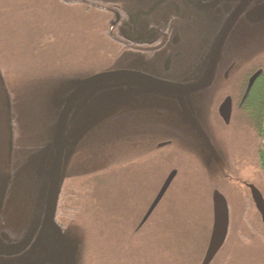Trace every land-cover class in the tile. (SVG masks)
Here are the masks:
<instances>
[{
	"label": "flooded vegetation",
	"instance_id": "1",
	"mask_svg": "<svg viewBox=\"0 0 264 264\" xmlns=\"http://www.w3.org/2000/svg\"><path fill=\"white\" fill-rule=\"evenodd\" d=\"M263 7L264 0H0V26L6 24L9 39L6 45L9 57L4 56V66L0 62L3 69L14 74L15 68L33 67L38 63L39 54L54 52L62 43V52H68L72 59L65 56L59 62L70 69L75 62H82L85 72L82 71L80 80L83 84L105 74L104 69L121 66L126 95L143 96L147 90L146 95L154 96L155 100L154 108L144 105L138 111H132L128 105L119 119L110 121L111 125L121 122L124 144L128 147L147 145L156 166L184 167L185 162L216 165L213 175L202 173L209 182L208 232L200 242L196 240L188 245L187 240L177 243L172 232L173 239L169 236V242H174L171 248L167 245L163 248V254L172 252L175 264H204L213 232L216 192L225 198L229 222L226 238L208 264H264V221L251 189L255 186L264 199V172L260 164V145L256 141L255 111L256 101L264 100V96L256 92L264 75ZM1 35L0 52H3ZM80 45L96 48L101 52L100 58L92 59L94 52L80 57ZM13 52L19 56L12 58ZM97 63H106L99 74L94 69ZM259 70L262 74L249 89L251 78ZM72 73L75 74L76 69H72ZM54 78L59 79L49 75L46 84L38 90L54 84ZM26 92L14 94L19 100L25 96L29 102L38 100L37 91L26 88ZM224 103L231 111L229 122L220 113ZM20 139L16 148L13 141L12 164L17 151L27 154L30 142ZM176 159L179 162L175 163ZM173 170H177V175L170 188L141 225ZM179 173V169H169L162 185L156 193L152 191L149 196L153 198L147 203L143 204L142 195L141 203L125 206L131 209H123V212L133 211L139 215L136 218V213L129 214L120 221L122 237L140 234L153 222L159 208L167 207V197ZM63 189L65 185L60 194ZM82 208L81 205L60 208L58 203L55 223L61 234L67 235L73 228L86 235V231L81 232L73 221ZM72 209L76 210V216L70 215ZM106 213L108 220L98 222L105 238L80 236L78 251L58 252L59 258L54 262L55 251L47 250H53L54 246L64 248V236L56 238L54 245L44 244V264H99L95 245L105 243L107 248L113 244L111 207L106 208ZM31 248V245L26 246L25 257L31 256L28 253ZM121 253L127 261L138 260L139 263L142 260L133 248Z\"/></svg>",
	"mask_w": 264,
	"mask_h": 264
},
{
	"label": "rangeland",
	"instance_id": "2",
	"mask_svg": "<svg viewBox=\"0 0 264 264\" xmlns=\"http://www.w3.org/2000/svg\"><path fill=\"white\" fill-rule=\"evenodd\" d=\"M0 34H2L1 50H3V52H0V62L1 66H4V56L9 57V48L6 46L9 40L6 35V24L0 26ZM65 47H67V43ZM79 47L80 57H86L94 52L92 59L97 57L100 58L101 52L96 50V48L94 50L83 45ZM62 48L63 43L61 47L55 49L54 52L48 51V54H39L36 57L38 58V63H35L33 67L15 68L14 74L10 72L11 70L3 69L0 66V204L2 205L1 213H3L2 215L0 214V227L2 228L1 234L7 240H21L20 238L24 233L22 229H18L21 227L25 228L24 231L28 233L32 232V222L35 211L41 204V200L39 201L38 199L40 194L39 180L37 176L33 175L31 172H40L42 161L34 160L31 162V158H33L31 155L37 153L36 149L42 148L43 145L46 146L47 137L45 135L48 134L49 131L51 134L53 133V127L56 125L55 123L58 122L59 117L62 116L63 106L67 103L71 94L80 86L84 85V82L80 80L82 71L85 72L83 65L81 66L82 62H75L77 66L72 64V69H76V73L73 74L72 69L65 63L59 62V60L61 58L64 59L65 56L72 59L69 54H67L68 52H62ZM5 49L7 51L4 55ZM97 53L98 56H96ZM11 56L12 58H17L19 53L13 52ZM74 60L77 61L78 59L75 58ZM104 64L106 63L102 65H100V63L94 64V69H97L98 74L101 73V68L106 66ZM113 65L114 64H112V66ZM110 70L113 71L106 73V71ZM104 72L108 74V76L97 78L85 85L71 103L68 115L70 120L69 127H80L85 121H89L90 125L88 128L76 131L74 136H71L70 147L74 146L73 148L75 150L74 155L71 156L66 166V176L63 184L65 187L69 181L73 180V177H76V179L78 178V175H76L77 169L82 165L84 155L87 152L86 147L83 145L85 141L82 143L79 142L80 144H78V141L86 140V138L92 135L94 130L99 126L100 129H103L109 124L108 122L119 119L121 114L125 113L124 109L128 105L132 111H138L144 107V105L145 107L152 105V108H154V96H147V90L143 96L137 93L126 95L121 80V66L108 70L104 69ZM49 75H54V77L58 76L59 79L54 78V84L51 86L48 85L42 90H38L43 84H46ZM25 80H27L26 82L28 84ZM26 88L37 91V101L29 102L28 96L19 100L18 96H15L14 93L18 94L21 91L27 93ZM46 89H48V91H46ZM8 103L10 105V111L8 109ZM10 127L14 130L15 148L16 145L19 146L21 137L23 140L30 142L27 144V154L23 153L21 155V153L17 151L18 154L15 155L11 166L8 165L7 156ZM39 135H42V142L39 141ZM17 156L20 157L17 159ZM145 158L142 159V162L144 160L154 162L151 153ZM177 162H179V160L176 159L175 163ZM185 164L186 165L182 168L179 176L173 183L172 190L167 197L168 200L165 203L167 207L159 208L156 214L158 217L156 218L155 216V219L153 218V222L155 220L154 223L151 221V224L147 225L143 232L136 234L134 237H122L119 240L121 245L119 244L117 247L115 243H113V240V244H109L107 248H105V243H98L95 245L98 254L95 258L99 264H175L172 261L174 260L171 256L172 252L163 254V248L166 245L170 247L174 242H169V236L173 239L172 232H174L177 237L175 240L177 243H180L181 240H187L186 242L188 245L196 240L200 242L201 237L204 239L205 234L208 232V214L210 213V209L207 196L209 182L204 178L202 173L207 172L213 175L212 171L217 167L216 165H206L205 163L195 164L191 162L187 164L185 162ZM166 166L167 164L156 166L154 163L155 171L153 172V180H151V184L147 190L141 188L139 182V180L145 178L143 177L137 180V184L140 186L138 187L140 189L138 194L140 196L144 195L143 204L152 199L153 196L149 195H152V191L156 193L162 185L166 173L169 172ZM219 167L221 168L222 165ZM256 172V175H258V170ZM8 175L15 178L13 181L10 180V182L12 181L10 189L8 188ZM83 177L84 176H82V178ZM136 177L138 178V175H136ZM147 178L150 180L149 177ZM43 201L44 198L42 202ZM122 205L123 204H121V206ZM125 209L130 210L131 207H126ZM135 213L136 212L125 210L123 212V210H121V214L118 215L119 220L117 223L122 219L125 220L124 217L129 214ZM74 215L76 216V213H74ZM138 215L139 214L136 213V218ZM76 219L77 218L74 220L77 224ZM102 219L107 220L106 216L99 215V220L102 221ZM157 223L159 225L156 228L154 225ZM15 229H18V231ZM39 233L40 232L34 236V242H36L39 236L41 237L44 234V231L40 235ZM81 235L82 233L80 234L78 230L74 231L73 228H71V233L67 231V236H69L67 239V248L70 249L72 253L77 252V244L80 242ZM40 245L41 244H37L35 246L36 252H38L37 249ZM128 248H133L135 254L141 256V262L138 263V260H133L134 262H132V260H126L121 252ZM110 258H112L111 263L109 262ZM118 258L122 259V263H119L120 261ZM0 264H6L5 260L0 259ZM9 264H15V262L10 261Z\"/></svg>",
	"mask_w": 264,
	"mask_h": 264
},
{
	"label": "trees",
	"instance_id": "3",
	"mask_svg": "<svg viewBox=\"0 0 264 264\" xmlns=\"http://www.w3.org/2000/svg\"><path fill=\"white\" fill-rule=\"evenodd\" d=\"M256 92L264 96V75L257 84ZM255 107L257 117L256 141L260 145V164L264 172V100L256 101ZM94 133L92 134L95 135L93 138L90 135L84 140L90 144L86 146L87 152L84 155L82 167L80 166L76 172V175L80 177L77 179L73 177V180L68 182L59 196L60 202L58 201V203L60 208L62 205L84 206L78 212L77 225H79L81 232L86 231V235L82 234V237L95 238L106 237L104 230H101L102 228L98 224V222L106 220L102 219L100 221L99 215L106 216V208L111 207L114 222L112 227L113 243L117 247L120 244L119 240L122 238V228L120 222L117 223L119 220L118 215L121 214V210L125 209L124 206L141 203L142 197L138 194L140 190L138 187L140 186H138L137 180L144 177L145 179L139 180L141 188L144 190L149 189L151 180H153V172L155 171L154 162L141 161L142 158L148 157L150 154V149L147 145L128 147L124 144L125 134L121 128L120 121L113 125L108 124ZM135 136L136 134L134 133ZM138 154H143V157H138ZM171 168L179 169L180 172L183 167L176 165L168 168V170ZM136 175H138V178ZM82 176L84 177L82 178ZM121 204L123 205L121 206ZM90 206L91 209L88 208ZM92 207H95L93 209L94 212ZM74 213H76V210H70L71 216ZM118 260L120 261L119 263H122V259L118 258Z\"/></svg>",
	"mask_w": 264,
	"mask_h": 264
},
{
	"label": "water",
	"instance_id": "4",
	"mask_svg": "<svg viewBox=\"0 0 264 264\" xmlns=\"http://www.w3.org/2000/svg\"><path fill=\"white\" fill-rule=\"evenodd\" d=\"M264 10V7L261 8ZM262 74V70H259L250 80L249 89H251L252 85L254 84L255 80ZM115 75V74H114ZM108 76V74L98 75L96 77H103ZM86 84L80 86L74 93L71 94L67 103L62 108V116L59 117L58 122H56L55 126L53 127V133L51 134L50 131L45 136L47 137L46 146L43 145L42 148L36 149L37 153L31 155V162L34 160L42 161V166L40 167V172H31L33 175H36L39 180V191L40 194L38 199L40 201L39 207L35 211V216L32 222V232L28 233L24 231L25 228H18L23 230V236L20 238L21 240H7L1 234L2 228L0 227V259L5 260L6 264H9L10 261L15 262V264H24L25 261H29L28 264H44L45 259V251L43 250L44 244H55L56 238L63 239V247H59L56 249H49L47 252H54L55 256L53 261L59 258L56 253H71V250L67 248L68 245V236L66 234H61L56 223H55V213L57 210L58 200L60 196L61 189L64 184L65 180V171L66 166L71 158L74 155V146L70 147V140L71 136H74L76 131L83 130L88 128L90 125L89 121H85L80 127H69V109L71 103L73 102L76 95L83 89ZM248 89V91H249ZM247 91V92H248ZM224 103L221 107V116L229 122L230 118V109L226 107ZM61 107V106H60ZM8 109L10 111V105L8 103ZM109 123V122H108ZM58 125V127H57ZM100 126L96 128L99 130ZM95 131V130H94ZM94 133V132H93ZM13 129L12 127L9 128V141H8V165L11 166L12 163V155H13ZM42 135H39V141L41 140ZM37 141V142H39ZM84 140L78 141V144L82 143ZM80 142V143H79ZM39 147V146H38ZM78 147V146H77ZM11 163V164H10ZM177 175V170H173L162 185L161 189L159 190L157 196L155 197L154 201L150 205L147 213L145 214L141 225H143L159 205L163 197L165 196L166 192L170 188L172 182L174 181ZM9 177V185L8 188L10 189L11 182L15 180L12 178L11 175ZM10 180H12L10 182ZM253 190V196L256 201L257 208L262 215L264 221V199L259 192V190L255 186H251ZM44 198V201L42 202ZM2 205L0 204V214L1 213ZM0 215V216H1ZM36 221V222H34ZM229 216H228V207L225 201V198L219 193L216 192L214 195V225H213V232L211 236L210 246L208 250V254L204 261V264L210 263L213 259L215 254L217 253L218 249L222 246L228 228ZM18 227V226H17ZM18 229H15L18 231ZM4 231V230H3ZM44 231V234L36 239L34 242V236L38 233L39 235ZM81 239V238H80ZM82 243V242H81ZM41 244L38 246V252H36V245ZM31 245L32 248L28 252L31 256L25 257L23 253L25 251L26 246ZM56 249V250H55ZM78 251V247H77Z\"/></svg>",
	"mask_w": 264,
	"mask_h": 264
}]
</instances>
